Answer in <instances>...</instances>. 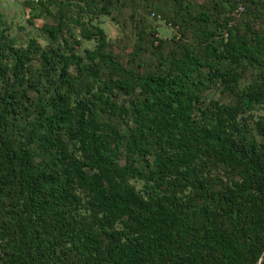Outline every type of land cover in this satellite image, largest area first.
Listing matches in <instances>:
<instances>
[{
  "label": "trees",
  "instance_id": "trees-1",
  "mask_svg": "<svg viewBox=\"0 0 264 264\" xmlns=\"http://www.w3.org/2000/svg\"><path fill=\"white\" fill-rule=\"evenodd\" d=\"M247 2L232 0L196 52L142 72L93 25H79L96 42L83 60L65 39L13 47L0 30V264H264V113L245 122L264 111V32L233 23ZM42 28L50 43L56 29ZM236 67L252 71L236 100L204 103L207 83L239 81Z\"/></svg>",
  "mask_w": 264,
  "mask_h": 264
},
{
  "label": "rangeland",
  "instance_id": "rangeland-1",
  "mask_svg": "<svg viewBox=\"0 0 264 264\" xmlns=\"http://www.w3.org/2000/svg\"><path fill=\"white\" fill-rule=\"evenodd\" d=\"M187 1L191 3L190 15L203 13L207 22H194L190 16H186L184 3ZM231 1L180 0V4L175 6L173 0H112L111 5L107 4L108 12L103 13L100 6L106 3V0H0V30L2 36L12 39L13 47L23 48L32 39L40 48L49 45L57 48L65 39L68 45L73 47V55L83 60V50H91L96 42L94 39H82V26L79 25L82 23L85 28L93 25L103 31L105 50L109 51L122 67L142 72L147 69L154 70L162 55H178L189 47L196 52L193 45L197 47V37L218 30L216 24L223 21ZM263 2L264 0L247 2L244 13L233 19L236 32L240 35L247 34V29L264 32V11L260 6ZM44 25L56 29V36L50 43L48 33L42 28ZM158 41H161L159 47ZM204 56L213 57L210 48ZM32 64V68L37 67L36 58ZM100 68L99 77L106 82V77L112 74L105 70L108 68ZM202 70L206 72L204 68ZM69 72L75 75L74 64L69 66ZM235 73L239 81L232 84L228 90L218 83L206 82L208 87L199 93L204 103L209 99L224 103L234 102L241 93L240 88L251 78L252 71L249 67H236ZM95 90L96 86L93 85L92 91ZM112 91L118 102L126 103L125 95L117 89ZM30 94L33 95L32 92ZM263 113V110L254 109L253 117L245 122L252 126L254 120ZM101 116L111 126L119 124L115 115L109 118L106 113H101ZM117 129L126 131L121 125ZM251 132L258 141L263 140L253 128ZM132 183L136 189L140 188L139 181Z\"/></svg>",
  "mask_w": 264,
  "mask_h": 264
}]
</instances>
